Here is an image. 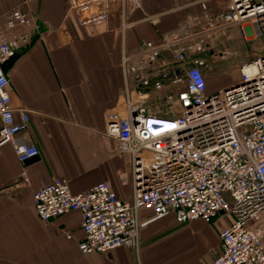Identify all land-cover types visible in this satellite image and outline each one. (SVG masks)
Wrapping results in <instances>:
<instances>
[{
	"label": "built area",
	"instance_id": "obj_1",
	"mask_svg": "<svg viewBox=\"0 0 264 264\" xmlns=\"http://www.w3.org/2000/svg\"><path fill=\"white\" fill-rule=\"evenodd\" d=\"M66 1L80 26L107 25L117 18L122 31L143 9L141 0ZM210 1H200L201 19L123 56L125 98L120 111L106 114L105 135L131 157L132 201H121L106 182L73 194L64 178L34 194L35 213L45 223L81 214L84 256L140 250V212L152 209L156 219L174 214L181 224L228 214L232 224L221 234L222 254L211 264H264V56L244 63L240 81L219 92L208 88L211 65L204 57L214 53L212 41L234 27L246 40H260L264 50V0H226L219 15L210 14ZM159 17L147 14L145 21L155 25ZM4 21L0 148L11 146L25 165L39 158L40 150L23 136L30 115L15 108L2 66L25 52L42 26L21 9ZM153 101L168 111L153 113Z\"/></svg>",
	"mask_w": 264,
	"mask_h": 264
},
{
	"label": "crops",
	"instance_id": "obj_2",
	"mask_svg": "<svg viewBox=\"0 0 264 264\" xmlns=\"http://www.w3.org/2000/svg\"><path fill=\"white\" fill-rule=\"evenodd\" d=\"M200 1L141 0L143 9L122 31L117 18L80 26L66 0H0L3 30L14 9L42 26L5 73L15 108L30 115L23 136L39 148L40 157L22 165L11 146L0 148V264H211L222 254L221 234L232 224L228 214L181 224L174 214L156 219L154 210L144 209L140 250L84 256L81 214L45 223L34 209V194L56 178L67 179L73 194L106 182L121 201H132L131 157L105 135L106 114L120 111L125 98L123 56L201 19ZM225 7L226 0L208 4L211 15ZM147 14L160 15L155 25L145 21ZM15 118L20 122L21 113Z\"/></svg>",
	"mask_w": 264,
	"mask_h": 264
},
{
	"label": "rangeland",
	"instance_id": "obj_3",
	"mask_svg": "<svg viewBox=\"0 0 264 264\" xmlns=\"http://www.w3.org/2000/svg\"><path fill=\"white\" fill-rule=\"evenodd\" d=\"M212 46L214 53L205 55V59L211 65L207 74L208 88L215 92L238 83L241 78L240 67L264 56L262 42L252 38L246 40L240 27L223 31L218 39L212 41ZM152 104L153 113L162 114L169 109L159 101H153Z\"/></svg>",
	"mask_w": 264,
	"mask_h": 264
},
{
	"label": "water",
	"instance_id": "obj_4",
	"mask_svg": "<svg viewBox=\"0 0 264 264\" xmlns=\"http://www.w3.org/2000/svg\"><path fill=\"white\" fill-rule=\"evenodd\" d=\"M20 58V55H16L15 57H13L12 59H10L9 61H7L5 64H3L2 66V71L4 73H6L16 62L17 60ZM37 159L31 160L28 163L34 162Z\"/></svg>",
	"mask_w": 264,
	"mask_h": 264
}]
</instances>
